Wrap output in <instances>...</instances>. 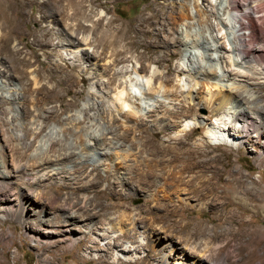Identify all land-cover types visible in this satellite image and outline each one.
Returning <instances> with one entry per match:
<instances>
[{
    "label": "bare ground",
    "instance_id": "obj_1",
    "mask_svg": "<svg viewBox=\"0 0 264 264\" xmlns=\"http://www.w3.org/2000/svg\"><path fill=\"white\" fill-rule=\"evenodd\" d=\"M3 1L0 0V48L9 49L11 40L20 31L22 21L36 22L39 24L37 34L39 33L40 39L44 38L42 44L49 45L48 36H55L58 39L57 46L81 52L73 57L83 61L80 65H85L86 72L90 74V88L81 109L76 108L73 102L66 108L65 117L59 119L58 125H48L54 111L40 108L38 96L53 90L51 76H40L37 66L30 61H18L16 65L10 66L12 70L2 64L0 123L3 121L8 126V132H5L0 124V218L14 217V204H20L17 207L24 210L27 203H23L22 196L26 193L21 192L19 196L18 189H29L41 194L45 186L50 184L78 187L85 181L86 185H93L87 182L90 175L82 169L89 162H92L94 167L109 172L112 179L121 185L130 180L135 170H141L142 178L154 176L150 188L143 191L146 198H154L156 195L166 198L168 194H173L181 199L179 195H187L186 173L194 168H199L202 172L217 163L221 157L209 155L215 148L212 145H241L245 141L250 142L252 139L249 134L255 132V145L258 147V153L264 157V116H260L262 111L254 103L257 97L252 92V86L264 83V66L258 64L256 50H261L243 47L246 39L254 32L253 24H249L252 11L247 0H214L215 3L213 0H197L195 14L192 11L186 13V3L183 1L179 3L175 15L168 17V24H177L173 33V44L183 48L186 58L188 56L189 59V66L186 63L188 73L190 72L196 85H199L194 89L195 94L200 93L202 87L205 90L203 96L195 95L198 100L189 110L195 113L196 108L211 109L216 119L210 123L211 128L207 135L210 140L194 145H188L185 141L193 130L199 128L196 116L189 118L188 110L181 107L185 103L181 98L183 85L186 84L174 83L162 74L158 67L146 69L142 64L137 66L136 62L130 69L116 70V63L126 60H119L118 57L122 53H117L112 47L116 43L115 38L110 39L106 33L108 36L105 35L98 42L99 52L95 41L83 25V22H91L92 27L95 25L90 19V13L84 9L85 6L90 7L94 0H8L6 4ZM238 2L246 6L244 10L250 12L240 13ZM27 7L30 11L25 12ZM34 7L38 17H35L32 11ZM253 17L256 18V15L253 14ZM149 19L145 17L139 22V30H144L148 24L153 26L148 22ZM112 23L113 20H109L107 27ZM195 23L204 28L201 42L203 52L196 43L199 41L190 38L193 33L191 27ZM129 27L123 25L125 30H129ZM246 27L249 28L247 30H250V34L245 32ZM64 30L67 32L66 38L62 36ZM224 34L229 41L230 52L234 55L230 59L224 56V46L218 42ZM254 36L256 37V34ZM166 38L168 36L164 37ZM40 39L35 38L34 41ZM154 42L159 43L160 39L155 37ZM91 48L92 51H89ZM70 52V55H73L72 50ZM15 53H19V49H15ZM50 63L53 70H62L57 60ZM152 64L158 66L159 62ZM232 66L242 72L234 73L233 69H230ZM16 71L28 72L29 77L23 78L14 73ZM45 84H48V87H45ZM34 92L35 97L32 96ZM242 97H245L248 105L245 106L240 101ZM144 111L145 120L151 119L153 122L154 133H165L163 140H151L147 145L135 133L131 134L136 131L141 119L140 113ZM224 116L230 117L231 124L224 120ZM188 119L194 120L191 125ZM78 131L86 134V141L83 143H77L78 137L73 139L69 136L70 132L75 134ZM129 132L132 135V143L126 142L124 138ZM64 134L69 137L66 138ZM13 183L15 185H12ZM16 190L17 195L12 198ZM29 199L37 201L32 197ZM38 203V218L48 224L52 222L50 217L53 215L60 219L59 223H71L70 221L75 219L84 221L76 216V211L94 210L86 196L80 204H69L64 212H49L47 216L45 212L49 208L47 209L45 202ZM23 213L24 211L21 218ZM94 214L87 215L85 219ZM129 219L130 230L122 235L116 233L121 232L123 228L116 229L110 222L101 223L100 226L93 224L88 227L89 233H96L102 240L116 237L113 244L108 243V247L128 253L130 250L117 242L133 237L129 231L141 227L137 218L133 216ZM167 237L163 246L168 248L169 253L180 249L179 242L173 235L169 234ZM191 253L194 251L189 252ZM204 262L203 256H197L193 264ZM161 264H167L166 257H163Z\"/></svg>",
    "mask_w": 264,
    "mask_h": 264
},
{
    "label": "rangeland",
    "instance_id": "obj_2",
    "mask_svg": "<svg viewBox=\"0 0 264 264\" xmlns=\"http://www.w3.org/2000/svg\"><path fill=\"white\" fill-rule=\"evenodd\" d=\"M183 1L186 3V13L192 11L195 14L197 0H94L90 7L85 6L84 9L90 13V19L95 25L92 27L91 22H82L86 32L95 41L96 49L99 48L98 42L105 35L109 34L110 39L115 38L116 43L112 47L117 53H122L118 57L119 60H126L116 63V70L130 69L136 62L137 66L142 64L146 69L158 67L157 69L174 83L186 84L183 85L181 98L185 103L181 107L188 110L189 118L196 116L199 128L193 130L185 141L188 145H194L210 140L207 136L211 128L210 123L216 119L211 109L196 108L195 113L189 110L198 100L195 95L203 96L205 90L202 87L200 93L195 94L194 89L199 85L192 80L186 68V63L189 66L188 56L186 58L181 46L173 44V33L177 24H168V17L175 15L179 3ZM247 1L252 11L249 24H253L254 32L246 39L247 44L243 47L261 50H256L258 64L264 66V0ZM3 2L6 4L8 0ZM238 5L240 13L249 11L244 10L246 6L239 2ZM28 11L29 7L25 9V12ZM32 11L35 17L39 16L35 7ZM145 17L150 18L148 22L153 26L148 24L144 30H139V22ZM109 20H113V23L107 27ZM123 25H129L130 29H123ZM38 27L39 24L33 21L21 22L20 31L11 40L9 49L0 48V69L5 65L12 70L10 66L16 65L18 61H30L37 66L40 76H51L53 90L39 94L38 97L40 108L54 111L48 120V125L53 126L58 125L59 119L65 117L69 104L74 102L76 108L83 107L84 97L90 88V74L86 72L85 65H80L83 61L73 57L74 54L80 55V51L57 46L58 39L55 36H48L50 44L45 46L42 44L44 38L40 39L39 33L37 34ZM191 29L193 33L190 38L199 41L196 43L203 52L201 42L204 28L195 23ZM247 29L249 28L246 27L245 32L250 34ZM66 34L64 30L63 38H66ZM165 36L168 38L164 39ZM155 37L160 39L159 43L154 42ZM221 37L218 42L224 46V56L230 59L234 55L230 52L229 41L226 34ZM35 38L40 40L36 42ZM15 49H19V53H15ZM71 50L73 55H70ZM89 51H92V48ZM98 51L100 52V49ZM52 60H57L62 70H53L50 63ZM155 61L159 62L158 66L152 64ZM230 69H233L234 73L242 72L237 67L232 66ZM23 72L14 73L27 79L28 72ZM62 80L63 82H60ZM45 87H48V84H45ZM252 89L257 97L254 103L261 108L260 116L263 117L264 83H258L252 86ZM32 96L35 97L36 93ZM240 101L245 106L248 105L245 97ZM144 113L145 111L140 113V123L131 134L135 133L147 145L151 140H163L165 133H154L153 122L151 119L145 120ZM224 120L231 124L229 116H224ZM193 121L188 119L190 125ZM0 124L5 132H8V126L3 121ZM64 135L66 138L78 137L77 143L86 141L85 132H70L69 136ZM131 137L129 132L124 138L126 142L132 143ZM249 137L252 140L241 145H212L215 148H209L212 150L209 155L221 157L217 163L204 169L205 171L194 168L186 173L187 195H179L181 199L173 194H168L166 198L159 195L146 198L143 191L150 188L154 176L142 178L141 170H135L136 173L134 172L130 180L121 185L112 179L109 172L94 167L92 162L86 163L82 169L90 175L87 182L93 185H86L85 181L84 185L78 187L50 184L45 186L41 194L29 189H18L19 196L21 192L26 193L22 196V201L27 204L24 210L17 207L20 204H14L15 216L0 218V264H161L163 257H166L167 264H178L179 261L180 264H193L197 256L205 258L203 264H264V157L258 153V147L255 145L256 133L251 132ZM16 195L17 190L12 198ZM84 196L94 209L91 212L86 209L76 211V216L84 221L75 219L70 221L71 223H59L60 219L55 215L50 217V222L54 225L39 220L38 202H45L47 209L49 208V211L45 212L47 216L49 212H64L69 204H80ZM31 197L38 202L30 201ZM92 213H95L94 216L85 219ZM133 216L138 219L141 227L129 231L133 237L117 242L129 249L128 253L108 247V243L113 244L116 237L102 240L96 233H89L88 227L93 224L100 226L101 223L110 222L116 229L123 228L121 232L116 233L122 235L130 230L129 218ZM169 234L174 236L180 246V249L173 253H169L168 248L163 246ZM193 251L194 253L189 254Z\"/></svg>",
    "mask_w": 264,
    "mask_h": 264
}]
</instances>
